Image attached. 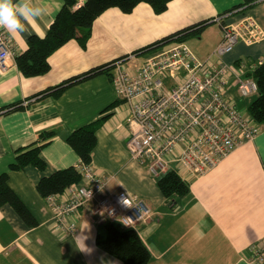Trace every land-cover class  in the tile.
<instances>
[{
  "label": "crops",
  "instance_id": "1",
  "mask_svg": "<svg viewBox=\"0 0 264 264\" xmlns=\"http://www.w3.org/2000/svg\"><path fill=\"white\" fill-rule=\"evenodd\" d=\"M244 1L173 0L161 15L146 3L138 5L131 14L110 9L95 21L87 49L72 40L50 57L49 73L26 78L17 67L16 57L27 50L31 36L47 35L65 1L20 0V10L25 11L30 26L23 34L5 29L13 40L16 57L0 68V110L20 102L28 104L0 116V176L9 172L12 189L39 225L28 227L12 206L0 207V264H124L96 244L97 231L105 220L93 215L94 205L80 210L79 233L70 236L56 228L53 211L37 189L43 177L80 166V157L68 144V137L109 113L111 117L97 133L98 145L91 166L98 176L109 179V192H125L151 208V219L138 230L152 253L151 264H251L254 248L264 245L263 125L257 123L261 130L254 141L238 147L205 176L196 177L189 168H180L177 159L186 142L179 144L167 156V171H177L189 183L190 193L171 208L148 164L132 159L128 150V120L135 101L119 97L113 80L106 74L69 88L60 98H33L120 58L124 67L134 73L147 58L178 43L162 46L151 54H135V50L200 22L208 26L201 38L192 42L198 55L185 44L198 58L218 65L214 52L223 39L219 22L222 18L225 23H234L253 16L264 29V0L251 8L230 12ZM262 60L264 41L253 46L239 43L223 59L234 69L226 85L229 96L236 99L239 111L246 116H250L247 108L257 94L248 103L239 95L235 85L238 70L245 75ZM165 86L170 89L174 81L167 79ZM113 103L117 104L107 111ZM44 132H55L52 142L42 151L46 170L29 166L10 171L17 152L37 142Z\"/></svg>",
  "mask_w": 264,
  "mask_h": 264
},
{
  "label": "built area",
  "instance_id": "2",
  "mask_svg": "<svg viewBox=\"0 0 264 264\" xmlns=\"http://www.w3.org/2000/svg\"><path fill=\"white\" fill-rule=\"evenodd\" d=\"M77 1L76 7L80 8L84 0ZM219 22L223 39L214 52L218 65L198 58L185 43L147 58L134 73L124 67L123 60L116 63V92L126 101H135L128 120V150L132 159L146 162L156 177L167 171V156L182 142L186 145L177 162L199 177L215 169L241 145L254 141L261 130L229 96L226 85L234 69L223 59L239 43L253 46L264 41V29L253 16L234 23H225L223 18ZM15 57L13 40L5 29H0V68L4 69ZM239 71L235 85L241 96L256 95L257 82ZM167 79L174 81L170 89L165 86ZM79 168L83 174L80 183L45 198L58 230L77 236V216L89 205H94L95 217L123 229L138 232L139 226L151 219L153 212L143 200L125 192H109L108 178L98 176L91 165ZM126 199L131 207L123 203ZM253 251L250 263L264 264V245Z\"/></svg>",
  "mask_w": 264,
  "mask_h": 264
},
{
  "label": "trees",
  "instance_id": "3",
  "mask_svg": "<svg viewBox=\"0 0 264 264\" xmlns=\"http://www.w3.org/2000/svg\"><path fill=\"white\" fill-rule=\"evenodd\" d=\"M64 1V6L50 25L47 35L43 38L31 36L28 40L27 50L16 57L17 67L24 77H40L49 73L51 70L50 57L72 40L78 41L83 49H87L95 21L106 11L117 8L124 14H131L138 5L146 3L152 7L157 15H161L168 10L173 0H84V4L80 8L76 7L77 0ZM260 1L262 0H245L242 5L235 7L236 9L230 12L251 8ZM207 26L206 22L193 24L135 50L133 53L151 54L161 49L162 46L171 43H186L189 39L202 35ZM118 60H121V58ZM118 60L110 61L86 73L70 78L33 98L41 99L47 96L60 98L69 88L102 74H106L113 80ZM237 67H240V65H237ZM244 76L254 79L258 85L257 96L247 108L248 114L256 123L264 126V60L256 63L253 70L247 72ZM236 88L241 96L237 86ZM234 100L238 108L236 99L234 98ZM116 104L110 105L107 111H112ZM25 107L24 102L10 105L0 110V116L9 115ZM111 114L109 113L99 120L73 131L68 137V144L80 157V165H92L94 152L98 145L97 133L111 117ZM54 137L55 132H44L37 142L20 149L14 162L9 167L10 171H21L29 166L45 171L47 163L42 157V151L52 142ZM79 167L66 168L54 172L49 177H43L38 183V192L46 198L63 193L71 185L80 183L83 174ZM157 181L171 208H174L181 198L190 193L189 183L175 170H168L159 175ZM5 205L12 206L28 227L34 228L39 225L38 220L12 189L9 182V172L0 176V207ZM96 244L100 249L124 264H151L152 253L134 229H123L118 224L106 221L102 223L97 231Z\"/></svg>",
  "mask_w": 264,
  "mask_h": 264
},
{
  "label": "clouds",
  "instance_id": "4",
  "mask_svg": "<svg viewBox=\"0 0 264 264\" xmlns=\"http://www.w3.org/2000/svg\"><path fill=\"white\" fill-rule=\"evenodd\" d=\"M20 0H0V29H6L13 33H25L28 31L30 24L28 23L25 11H21ZM29 15H33L31 12ZM34 19H38L33 15ZM128 199L124 200L123 203L129 207L130 204L126 203ZM85 248V245H84Z\"/></svg>",
  "mask_w": 264,
  "mask_h": 264
},
{
  "label": "rangeland",
  "instance_id": "5",
  "mask_svg": "<svg viewBox=\"0 0 264 264\" xmlns=\"http://www.w3.org/2000/svg\"><path fill=\"white\" fill-rule=\"evenodd\" d=\"M199 38H201V35L198 36V37H193L192 39L188 40L186 43L188 44V46L198 55V52L195 51V46H192V42L193 41H197ZM200 57V56H199ZM246 100V102L248 103L249 101L251 102L252 101V97H249V98H244ZM180 168H183V167H180ZM158 178V177H157ZM178 210V209H176Z\"/></svg>",
  "mask_w": 264,
  "mask_h": 264
}]
</instances>
